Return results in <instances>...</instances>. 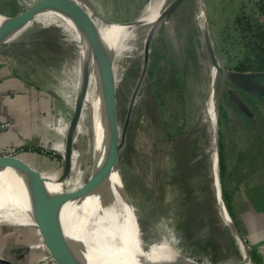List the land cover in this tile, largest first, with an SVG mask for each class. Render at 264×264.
<instances>
[{
	"label": "rangeland",
	"instance_id": "374dc122",
	"mask_svg": "<svg viewBox=\"0 0 264 264\" xmlns=\"http://www.w3.org/2000/svg\"><path fill=\"white\" fill-rule=\"evenodd\" d=\"M36 1L0 0V12L15 17L26 12ZM85 1L91 9L114 22L138 19L150 2ZM259 6L264 9L262 2ZM77 8L81 13L96 18L87 9ZM55 9L62 7L57 5ZM261 10L257 17L259 23L264 22ZM237 11L238 6L233 0H225V5L220 7L217 0H183L168 16V19L172 17L170 22L161 26L152 37L146 69L143 70V54L127 60L128 63L122 60L124 68L115 86V121L119 137L124 131L117 162L122 180L120 186L138 215L144 247L163 237L179 254L202 264H240L243 257L239 238L246 250L249 245L219 213L214 193L217 179L212 161L215 132L206 111L213 94L216 114L218 111L220 117L216 129L225 169L224 190L227 200L232 201L226 181L231 156H228L229 149L222 145L227 128L222 110H226L230 100L226 99V91H237L238 88L237 83L229 80L224 72L229 66L242 64L252 32L246 23L249 17L236 29L220 27V24L230 26L236 23ZM63 16L69 15L65 11ZM208 20L213 29L208 27ZM215 25L218 29H214ZM126 33H122L123 36ZM99 35V44L111 42L110 35ZM88 36L91 38V33ZM9 45H13L15 50L16 58L12 55V61H21L26 78L53 95L64 117L67 137L60 148L57 150L44 144L40 147L62 157L60 171L55 178L59 181L65 166V144L72 141L67 158V174L72 180L65 192L74 193L89 176L93 152L92 133L85 121L80 122L82 132L78 137L73 140L69 137L79 103L76 99L80 69L78 41L70 38L55 23L43 25L37 22L21 36L0 47ZM209 52L223 68V73L217 74L214 83ZM86 76L89 80V75ZM241 93L245 92L242 90ZM219 105L221 108L218 110ZM260 111L263 113L264 110ZM33 170L40 175L38 170ZM58 186L52 191L56 195ZM39 220L28 217L21 218L14 226L1 224L0 233L4 228L33 225ZM248 262L250 264L249 258Z\"/></svg>",
	"mask_w": 264,
	"mask_h": 264
},
{
	"label": "bare ground",
	"instance_id": "6f19581e",
	"mask_svg": "<svg viewBox=\"0 0 264 264\" xmlns=\"http://www.w3.org/2000/svg\"><path fill=\"white\" fill-rule=\"evenodd\" d=\"M168 4V0H150L139 18L136 19V23L132 25L105 23L100 19L82 14L84 15L87 43L83 52H81L80 42L70 17L63 16V13H65L63 8L55 9L57 4H51L40 11L30 24L15 33L9 40H15L32 24L39 22L43 25L55 23L63 28L70 35V38L78 41L80 50L78 64L80 69L76 99H78L79 103L69 129V137H73V140L82 132V128H80L81 121H85L84 124L88 123L89 126L87 128L90 127L89 129L92 133L91 147L93 148L91 162L88 167L89 174L95 169L98 155L100 157L106 144L103 103L93 59L102 57L110 65L115 87L124 68L121 61L133 59L137 55L142 56L144 45L148 40L154 36L161 26L170 22L163 12L167 9ZM76 5L92 13V10L81 0H77ZM89 17L92 18L91 21ZM11 23V18L0 15V33ZM125 32L128 33L123 36L122 33ZM88 33H91V38ZM99 34L110 35L111 42L106 45L99 44L97 38L100 37ZM96 44H98L97 47ZM218 70L219 65L214 59L211 66L212 78H216ZM86 75H89V80ZM206 111L215 132L212 161L215 179H217L215 187L220 209L219 213L225 222L232 227L230 215L227 212L222 194H220L216 133L217 114L213 94L207 102ZM71 142L69 141V143L65 144L66 149L71 145ZM89 149L91 148L89 147ZM20 179L32 183L35 192L9 191L11 182H8L6 188H1L0 186V223L13 225L19 222L21 218L33 217L40 219L33 225L49 227V207L46 200L42 197L34 182L24 178ZM71 180L72 178L68 174H64L60 184H53L59 185L56 192L58 195L51 191L50 182L45 183V188L57 198L63 210L69 216L76 238V253L84 264H168L192 262L191 259L179 254L170 242L163 237L157 242H152L148 247L143 246L141 231L135 222V219H138V215L125 191L121 189V182H119L115 172L112 171L111 166L106 168L99 184L87 193L84 198L76 201L72 199L73 197L70 198L64 193L65 188L71 184ZM239 241L241 252L249 264L243 242L240 238Z\"/></svg>",
	"mask_w": 264,
	"mask_h": 264
},
{
	"label": "crops",
	"instance_id": "0c3cea01",
	"mask_svg": "<svg viewBox=\"0 0 264 264\" xmlns=\"http://www.w3.org/2000/svg\"><path fill=\"white\" fill-rule=\"evenodd\" d=\"M217 2L218 7L225 5V0ZM233 2L238 6L236 23L230 26L221 25L216 20L220 27L236 29L238 24L248 17L250 18L246 20L248 27L252 24L254 27L259 23L257 17L261 14L259 6L261 0ZM208 25L213 29L209 20ZM214 27L218 29V25ZM14 53L13 45L0 47V121L11 123L10 127L0 130V148L10 144L24 147L10 156L14 160L13 164L0 160V180L8 177V182H11L9 191L35 192L32 183L10 174L15 167H24L33 172L35 169L40 175L50 177L52 185L49 184V187L51 186L53 191L56 188L53 184H60L63 180V176L59 181L55 179L60 171L62 157L52 155L51 151L45 152L40 146L51 145L53 149L58 150L63 140H66L65 136L67 137L66 122L58 110L53 95L26 78L21 61L17 60L18 63L12 61V55L16 58ZM229 71H236V66H229L224 75L228 76ZM228 79L236 83L231 78ZM228 79L224 78L227 81ZM262 81L264 83V78ZM236 87L243 90L238 84ZM232 91L241 100L242 97L235 92L236 90ZM245 102L246 108L258 109L262 115L258 117L255 130L254 123L249 125L241 119V124L240 117L237 116L227 123L223 146L229 149L228 156L231 158L226 171V181L232 198L229 203L235 226L249 244L247 252L250 264H264V111L263 113L260 111L264 110V107L259 101L253 104L246 100ZM239 105L235 102L231 107ZM232 109L236 112L235 107ZM0 257L10 259L16 264H59L53 248L47 242L46 231L37 225L4 228L0 233Z\"/></svg>",
	"mask_w": 264,
	"mask_h": 264
},
{
	"label": "water",
	"instance_id": "95a60500",
	"mask_svg": "<svg viewBox=\"0 0 264 264\" xmlns=\"http://www.w3.org/2000/svg\"><path fill=\"white\" fill-rule=\"evenodd\" d=\"M81 1L87 5V2L85 0H81ZM182 1L183 0H171L168 4L167 9L163 11L164 15L168 17L172 13V11L181 4ZM51 4H57L61 6L68 13L74 25L75 31L77 33L78 40L80 42L81 52H83L86 49V44H87L86 35H85V21H84V15H82L83 13H81V11L76 6L77 0H37L26 12L18 16H15V17L8 16L0 12V15H4L5 17H9L12 19V23L3 32L0 33V45L5 44L6 42H9L10 38L15 33L22 30L26 25L30 24L40 11H42L44 8H46L47 6ZM87 7L91 9L88 5ZM91 10H92L93 15L96 16V18H99L105 23L130 24V25L136 23V19H133L131 21H125V22H114V21L106 19L96 10H93V9ZM89 19L90 21L92 20L91 17H89ZM171 19L172 17L169 18V20ZM151 39L152 37L144 45L143 70L146 69V61L148 57V46H149ZM97 46L98 44H96V47ZM209 53H210L211 61L213 59H216L212 52H209ZM93 61H94V65H95V69L97 73V80L99 83V88H100V93H101L102 103H103L106 144H105L103 151L100 154V157L98 159L95 169L89 174L88 178L81 185V187L71 194H68L67 192L64 191L66 195L70 197H74L75 199L84 198V196L87 193L93 190L99 184V181L102 178L108 166H111L112 171L115 172L119 182H121V179H120L121 177L119 176V173H118V165H117L118 163L117 162H118V152L120 148L122 147V143H123V132L124 131H122L119 137L118 131L116 128V121H115V87H114V82L112 78V70H111L110 65L102 57H95ZM222 72H223V68H221L219 65L218 73H222ZM227 74H228V77L234 80L238 84V86H240L243 90L247 91L248 93L256 97V99L264 107V84L256 79V77L264 75V72L236 70V71H229ZM212 81L213 83L215 82L214 77L212 78ZM228 94L230 97L235 99V101L238 104L242 105V101L240 100L239 97L236 96V94L232 90H228ZM216 133H217V129H216ZM70 146L71 145H69L67 149L65 147V166H64L61 177L64 174H67V166H68L67 158L70 155ZM0 160H6L11 164L14 163V160L12 157H0ZM10 174H12V176L14 177H17V178L21 177L31 182H34L37 186L38 191L40 192L42 197L46 200L48 207H49L48 217L50 221V226L49 227L48 226H38V225L37 226L46 231L47 242L49 243L51 248H53V252H54L55 258L57 259L58 263L59 264H84L76 253V238L74 235V231L72 230V227H71L69 216L63 210L61 203L57 200V198L51 195L45 188V183L52 181L50 177L39 175L33 172L32 170L24 168V167H15L14 171L10 172ZM8 181H9L8 177H3L0 180L1 188H6V186L8 185ZM220 190H221V186H220ZM220 194H221V191H220ZM229 218L232 222V226L235 228V230H237L230 216ZM135 222L138 225L139 230L141 231L139 219L136 218ZM143 246H144V243H143ZM242 257H243V262L241 263L248 264L243 255ZM247 257H249L248 252H247ZM0 264H16V263L11 261L10 259L0 257ZM168 264H202V263L192 260L191 263H168Z\"/></svg>",
	"mask_w": 264,
	"mask_h": 264
},
{
	"label": "trees",
	"instance_id": "16d2710c",
	"mask_svg": "<svg viewBox=\"0 0 264 264\" xmlns=\"http://www.w3.org/2000/svg\"><path fill=\"white\" fill-rule=\"evenodd\" d=\"M261 11L264 14V9H262ZM248 29H249L250 33L252 32L251 33L252 35H250V42L247 43L246 54L244 56V60L241 62L242 64H240L239 66H236V70H243V71L249 70V71L264 72V22L262 24L256 23V26H254V27L252 24L250 27H248ZM243 98H241V100L243 99L242 105H239V107L233 106V107H235V111H236V112H234L232 109L233 107H231V105L232 104L234 105V103L236 101L232 97H230L228 92H227L226 93V99H228L229 101L227 102V105L225 108L226 110H222V111H224V112H222L223 117L226 118V123H228L229 121L233 120L232 118H234V114H235V116L241 115L240 118H242V120L244 122H246L247 124L250 125V123H254L253 129L255 130L257 128L256 122L258 120V117L260 118V116L262 114L259 113L258 109L252 110L250 108H246L247 104H246L245 100L248 101V103H252V104L258 103V101H257L256 97H253L248 92L246 93V97H243ZM220 108H221V106L219 105L218 110ZM219 118L220 117H219V114L217 111V126L218 127H219ZM217 135H218V166H219V180H220V186H221V194H222V198H223V201L225 203L226 209H227L233 223L236 225L235 220L233 219L232 214H231L230 203L227 200L228 196L226 195L225 190H224L223 178H224L225 169L223 167L224 164L222 162V157H221V143H220L218 130H217ZM222 145H223V143H222ZM214 190H215L214 193H215V197H216V202L218 204V198H217L215 186H214Z\"/></svg>",
	"mask_w": 264,
	"mask_h": 264
},
{
	"label": "built area",
	"instance_id": "2783aa9c",
	"mask_svg": "<svg viewBox=\"0 0 264 264\" xmlns=\"http://www.w3.org/2000/svg\"><path fill=\"white\" fill-rule=\"evenodd\" d=\"M264 6V0H261ZM11 126L9 121H0V130H4ZM24 146L20 145H6L5 147L0 148V157H10L13 156L17 151L23 149Z\"/></svg>",
	"mask_w": 264,
	"mask_h": 264
},
{
	"label": "flooded vegetation",
	"instance_id": "af4514ba",
	"mask_svg": "<svg viewBox=\"0 0 264 264\" xmlns=\"http://www.w3.org/2000/svg\"><path fill=\"white\" fill-rule=\"evenodd\" d=\"M238 71H243V70H238ZM256 72H257V71H256ZM262 78H264V75L259 76V77H256L257 80H259L261 83H263ZM263 84H264V83H263ZM238 90H239V91H238ZM241 91H242V90L238 88L236 92H237V94H238L240 97H242V98H243V96L246 97V94H245V93H244V94L241 93ZM217 147H218V141H217Z\"/></svg>",
	"mask_w": 264,
	"mask_h": 264
}]
</instances>
